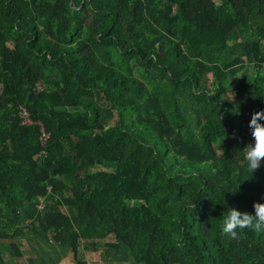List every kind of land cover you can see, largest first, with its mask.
<instances>
[{
	"label": "trees",
	"instance_id": "16d2710c",
	"mask_svg": "<svg viewBox=\"0 0 264 264\" xmlns=\"http://www.w3.org/2000/svg\"><path fill=\"white\" fill-rule=\"evenodd\" d=\"M260 109L264 0H0V264L27 234L74 264H264V234L222 232L264 202Z\"/></svg>",
	"mask_w": 264,
	"mask_h": 264
},
{
	"label": "clouds",
	"instance_id": "9594fccd",
	"mask_svg": "<svg viewBox=\"0 0 264 264\" xmlns=\"http://www.w3.org/2000/svg\"><path fill=\"white\" fill-rule=\"evenodd\" d=\"M248 127L253 142L244 148V160L248 170L253 173L264 163V109L251 114ZM253 208V213L228 208L223 218L222 232L230 239H237L244 230L264 234V202H255Z\"/></svg>",
	"mask_w": 264,
	"mask_h": 264
},
{
	"label": "rangeland",
	"instance_id": "374dc122",
	"mask_svg": "<svg viewBox=\"0 0 264 264\" xmlns=\"http://www.w3.org/2000/svg\"><path fill=\"white\" fill-rule=\"evenodd\" d=\"M101 169H105L100 166ZM109 171L114 170V164H110L108 168ZM29 241L22 240V246L25 252L24 257L19 260V263L27 264H74L71 259V253L66 248H57L55 245H51L45 239L35 237L34 235L27 234ZM81 252L82 259H85L89 263H102V264H132L131 258H122L114 256L112 252L106 254L102 253H89L85 254ZM6 259H8L6 257Z\"/></svg>",
	"mask_w": 264,
	"mask_h": 264
},
{
	"label": "built area",
	"instance_id": "2783aa9c",
	"mask_svg": "<svg viewBox=\"0 0 264 264\" xmlns=\"http://www.w3.org/2000/svg\"><path fill=\"white\" fill-rule=\"evenodd\" d=\"M25 116H26V115H25ZM25 121H26V122H29V120H28L27 118L25 119ZM45 139H46V137L43 135V142H44ZM41 206H42V205H41Z\"/></svg>",
	"mask_w": 264,
	"mask_h": 264
}]
</instances>
